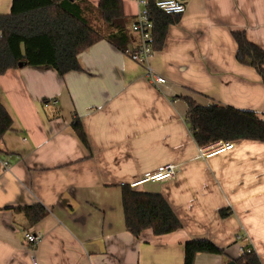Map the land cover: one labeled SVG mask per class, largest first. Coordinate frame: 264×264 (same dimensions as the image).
I'll return each mask as SVG.
<instances>
[{"label":"crops","instance_id":"crops-1","mask_svg":"<svg viewBox=\"0 0 264 264\" xmlns=\"http://www.w3.org/2000/svg\"><path fill=\"white\" fill-rule=\"evenodd\" d=\"M122 1L131 27L142 7ZM12 3L0 0V14ZM234 31L264 49V0H187L164 48L145 63L129 54L139 41L131 30L125 50L101 39L82 51L81 71L27 65L1 74L0 101L13 127L0 138V264H184L192 239L224 249L197 254L195 264L236 261L244 241L264 264V142L234 141L204 157L187 122V97L264 118V82L238 61ZM149 71L166 82L153 83ZM170 163L178 165L174 178L138 189L160 192L182 228L135 236L122 185ZM37 203L49 212L30 225L16 208ZM28 232L41 235L35 247Z\"/></svg>","mask_w":264,"mask_h":264},{"label":"trees","instance_id":"trees-1","mask_svg":"<svg viewBox=\"0 0 264 264\" xmlns=\"http://www.w3.org/2000/svg\"><path fill=\"white\" fill-rule=\"evenodd\" d=\"M149 14L153 21L152 47L164 48L168 29L181 14H167L151 0ZM131 19L124 13L122 0H100L96 6L88 0H13L11 11L0 14V75L22 66L48 65L60 75L81 71L79 54L101 39L121 50L131 43ZM238 44L237 59L254 67L264 82V49L251 42L245 32L234 31ZM187 122L198 145L223 141L256 140L264 142V118L255 111L231 105H202L191 97ZM13 127V118L0 101V138ZM73 127L89 146L79 118ZM122 206L126 228L135 236L144 230L163 235L182 228V222L160 192L122 185ZM28 223L42 220L48 209L40 204L20 206ZM228 212L221 210V215ZM184 264H195L199 253L223 254L224 249L209 239L188 240L184 246ZM236 264H261L255 251H246Z\"/></svg>","mask_w":264,"mask_h":264},{"label":"built area","instance_id":"built-area-1","mask_svg":"<svg viewBox=\"0 0 264 264\" xmlns=\"http://www.w3.org/2000/svg\"><path fill=\"white\" fill-rule=\"evenodd\" d=\"M141 5V10L138 12L134 22L131 25V30L138 37L137 47L131 51L129 54L134 61L145 63L149 56L154 51L152 47V32H153V21L149 14V7L151 0H137ZM154 5L161 11L167 14H183L186 11L187 0H154ZM149 77L153 83H165L166 79L160 75H156L149 71ZM235 146L234 141H223L220 140L216 143L201 146L200 154L204 157H209L213 154L231 150ZM4 166L7 165V162L3 163ZM178 172V165L170 163L163 165L156 171L145 174L144 178L135 181L130 184L134 189H138L140 186L145 184L148 181H167L176 176ZM27 243L31 247H35L41 240V235L28 232L25 235ZM242 252L251 251V248L248 246L246 241L243 242ZM37 264V262H35Z\"/></svg>","mask_w":264,"mask_h":264},{"label":"water","instance_id":"water-1","mask_svg":"<svg viewBox=\"0 0 264 264\" xmlns=\"http://www.w3.org/2000/svg\"><path fill=\"white\" fill-rule=\"evenodd\" d=\"M20 66H22V63L20 64ZM228 264H236V261L235 260H232Z\"/></svg>","mask_w":264,"mask_h":264}]
</instances>
